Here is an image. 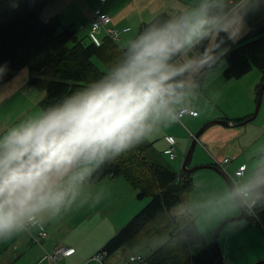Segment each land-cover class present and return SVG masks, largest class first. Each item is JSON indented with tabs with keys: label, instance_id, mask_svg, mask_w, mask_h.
Instances as JSON below:
<instances>
[{
	"label": "clouds",
	"instance_id": "obj_1",
	"mask_svg": "<svg viewBox=\"0 0 264 264\" xmlns=\"http://www.w3.org/2000/svg\"><path fill=\"white\" fill-rule=\"evenodd\" d=\"M249 6L259 11L260 0H202L145 25L98 78L59 106L28 113L0 132V240L43 229L74 205L83 207L87 199L77 204L83 186L106 161L196 115L186 107L191 78L229 51L222 44L243 38ZM6 71L5 64L0 79ZM228 195L257 215L264 175L237 184ZM102 199L103 192L93 205Z\"/></svg>",
	"mask_w": 264,
	"mask_h": 264
},
{
	"label": "trees",
	"instance_id": "obj_2",
	"mask_svg": "<svg viewBox=\"0 0 264 264\" xmlns=\"http://www.w3.org/2000/svg\"><path fill=\"white\" fill-rule=\"evenodd\" d=\"M53 1L0 0V68L7 65V71L0 79V89L12 80L16 72L29 68L28 85L45 90L41 108L49 104L59 106L72 91L98 78L104 69L94 58L106 67L123 48L118 40H113L105 32L100 44L94 43L90 37L91 25L84 27L82 22L78 25L70 23L58 15L44 18V9ZM165 17L173 16L161 12L150 21L141 23L138 32L151 22H163ZM220 47L229 49L224 55L227 62L223 71L225 80L239 79L253 68L262 73L256 90L258 98L264 80V17L239 42L226 41ZM251 115L230 120L240 123ZM152 146L153 142L144 141L117 161H106L89 179L94 183L122 176L137 190L139 198H150L147 205L99 251L107 252L109 257L128 245L132 247L143 242L145 238L167 234V240L147 258L141 254V262L221 264L214 242H206L196 218L188 217V211L180 215L176 212L184 194L194 186V174L184 172L182 168L175 171L164 162L163 153ZM215 165L218 166L217 163ZM257 175H264V162L255 168L252 178ZM255 211L257 215L254 217L259 218L264 226V204L258 205ZM184 214L189 220L182 226Z\"/></svg>",
	"mask_w": 264,
	"mask_h": 264
},
{
	"label": "rangeland",
	"instance_id": "obj_3",
	"mask_svg": "<svg viewBox=\"0 0 264 264\" xmlns=\"http://www.w3.org/2000/svg\"><path fill=\"white\" fill-rule=\"evenodd\" d=\"M92 1L97 3L98 0ZM163 3L164 2H162L161 6H163ZM68 5L69 0H54L44 9L43 17H52L53 14H55L67 20L69 15L68 13L62 14V10ZM180 9L181 7L176 5L175 9L168 8L167 11L171 15L176 16V13L179 12ZM251 9L253 11L251 12V20L259 21L260 18L264 17V0H260L259 11L254 10V8ZM150 20L151 19L148 21ZM68 21L70 23H76L77 25L82 22L80 19ZM84 24L86 23L84 22ZM140 25L141 23L131 25L133 29L130 35L134 36L138 32ZM88 29L89 28L86 30ZM119 31L121 35L123 30L119 29ZM103 34L104 30L101 31L98 36L102 38L104 37ZM217 51H219V49H217ZM94 60L105 69L104 65L98 59L94 58ZM226 63V59L223 56L217 60L212 66V70H210V90L212 95L208 99H210L211 107L214 108L216 113L220 114L221 118L226 116L229 119H234L237 118V116H245L247 110L251 108L250 112L253 114L257 102L256 90L261 82L262 73L257 68H253L252 71L239 79L225 80L221 71V66L226 65ZM28 77L29 70L24 68L14 74L10 84L18 86L22 83L27 84ZM23 92L26 96H22V98L19 96L14 103L5 107L3 112L0 113V120L5 121L4 124L0 125V132L19 119H23L28 113L36 115V110L40 109L38 107H40V102L45 97V90L34 88L32 90L27 89ZM192 95L193 92L191 91L190 96ZM249 99H252L253 105L252 103L249 104L248 108L247 104ZM187 107L199 113H205L207 109H209L208 105L202 100H197L195 96L188 103ZM217 119L219 118H213L211 121ZM192 124L193 120L184 118L181 123L163 129L157 132L159 135L155 136L153 134L151 139H148V141L153 142L154 146L152 147L155 148L156 151L163 153L168 146L172 145L166 142V136L168 137L171 136L170 134H173L172 136L175 137L178 143V146H176L177 157H175L174 160H171L169 156L165 154L163 157L164 162L168 163L172 169L177 172L181 170L185 150L189 148L191 143L189 141L190 134L197 133L203 126L197 129L196 132H193L190 131L192 129ZM218 131H222L220 135H222L224 139H227L231 134L227 143L215 152L208 143L200 141L201 143H198L190 166L194 167L211 163L215 165L217 159L220 160L224 157H228L231 162L228 165H224L222 169L225 175L227 174L226 176L234 177L235 171L239 166L245 164L248 169L246 174L240 179V183H244L246 180L252 178L255 168L264 162V94L258 115L253 121L236 126L232 129ZM200 159L205 160L206 163H198ZM193 174L194 186L190 191L184 194L181 205L177 207V212L180 215V210L190 208L206 242H213L220 225L224 221L240 215L241 208L236 202L229 198L228 194L231 190L225 179L219 173L210 168H201ZM96 182L97 184L94 186L93 191L97 193L101 191L105 192L103 184L98 181ZM106 182L108 187L113 185L108 180H105V183ZM131 188L134 191L133 198L135 201L131 206V210L133 209V211H136L130 215L125 222L124 218L130 213V211L125 212L124 210L128 202V194L126 197L120 196L119 201H111L107 198V206H100L97 204V207L93 208L89 205L92 199L87 197L88 195H81L77 204H79L80 200L87 199V203L84 204L83 207L76 209V206H74L75 210L51 220L53 222L52 225L63 229V232L54 239L60 240L66 237V246H73L77 250L75 255L67 259L66 262L60 261V264H88L89 259L98 253L118 230L123 228L129 220L134 218L147 205L150 198H139L137 190L133 186H131ZM95 210H97V213ZM120 216L123 218V221L117 220V217ZM249 216L253 217L255 220ZM249 216L241 220L230 221L222 228L219 236V245L224 264H256L260 261H264V226L259 222V218L257 220L256 217ZM188 217L184 215L182 226L188 222ZM118 226L119 228L117 229ZM47 227L51 228L50 221L47 223ZM58 230L59 229H57L56 232ZM51 232L55 231L51 229ZM98 237H107V240L94 252L96 248L94 244ZM167 238V234L157 237L152 236L148 239L145 238L143 242L135 244L134 247L132 246L133 248L131 245H128L124 247V249H120L116 253L111 254V256H107V262L110 264V260L114 259L112 264H146L144 262L129 261L131 251H139L147 258L153 251L160 247ZM74 244H77L79 247H76ZM31 248H33L32 251ZM40 248L41 244H34V242L28 243V239L21 235L10 240H0V264H51L49 259L39 263L38 255L40 253ZM29 251L31 252L28 253ZM43 251L45 254L53 252V250L50 251L47 247H43ZM87 256L90 258H86Z\"/></svg>",
	"mask_w": 264,
	"mask_h": 264
},
{
	"label": "crops",
	"instance_id": "obj_4",
	"mask_svg": "<svg viewBox=\"0 0 264 264\" xmlns=\"http://www.w3.org/2000/svg\"><path fill=\"white\" fill-rule=\"evenodd\" d=\"M82 1L83 2L85 1V2L83 3ZM183 1H187V2H183ZM162 2H164L163 6H161ZM201 2H202V0H107L105 3L102 4L100 2V0H98L97 1L98 4H97V3H94L92 0H69V5L62 10V14L68 13L69 18L67 19V21L80 19V21H82V25H84V27L85 26L89 27L90 21L92 18V10L96 7H99L102 11L108 13L112 17L113 26H115L116 28L123 30L125 27H130V30H128V31H124V30L122 31L120 38L118 40L119 44L122 47H124L127 44L128 40L133 39L135 36V35L134 36L130 35L131 31L133 29V28H131L132 27L131 25L146 22L161 12H168L167 11L168 8L175 9L176 5H178V7H181L179 12L176 13V15H177L178 13H182V12L188 10L190 7L197 6ZM243 2L246 3L247 0H243ZM251 8H252L251 6L248 7V15L245 17L246 28L244 29V34L246 33V31H248L249 28L251 29L254 26V24L258 21V20L257 21L251 20V17H252L251 12H253ZM180 11H182V12H180ZM53 15H55V14H53ZM47 18H49V17H47ZM84 22L87 25L84 24ZM123 34H126V35H123ZM226 66H227V63H226V65L221 66L222 73H223ZM25 69L29 70V68H25ZM210 70H212V67L211 68L206 67L201 72L194 74L192 76L191 79H192L193 87H192L191 91L193 92V95L188 98V102L186 103V107H187L188 103L195 96L197 100H202L206 105H208L209 109H207V111L205 113H199L198 112L197 116H187L185 118H188V120H193L192 129L190 130L193 132L194 131L196 132L197 129H199L202 125H205L206 123H208L209 120L211 121V119H213V118L229 120L230 124L227 126L222 125V124H215V125L209 127L201 135V137L198 141V143H201L200 141H202L203 143H208L211 146V148L215 152H217L218 149H221L222 146L227 143V140L229 139V137L231 135L230 134L227 139H224L222 137V135H220V134H222V131H218V130L232 129V128H235L236 126H240V124L234 123L232 120H230L226 116H223L221 118L220 114L216 113L214 108L211 107L210 99H208L212 95L211 90H210V78H211ZM29 76H30V71H29ZM28 79H29V77H28ZM27 89L32 90L34 88L30 87L28 85V83L27 84L22 83L21 85L18 86V85L10 84V82L7 85H5L4 87H2L0 89V113L3 112L5 107L14 103L19 98V96H21L20 98H22V96H26L23 91H25ZM251 103L253 105L252 99H249V102L247 104L248 108H249V104H251ZM38 108H41V106ZM251 109L247 110V114H245V116H237V118L247 117L248 115L252 114L250 112ZM191 110H194V109H191ZM36 111H37L36 115H38L39 109H37ZM4 123H5L4 120H0V125H2ZM217 133H219V134H217ZM192 134L193 133L190 134V139H189L190 142L192 140L191 139ZM154 135L157 136V135H159V133H156ZM170 135L172 136L173 134H170ZM149 139H151V138H149ZM165 140H166V142H168L167 138H165ZM189 143H188V145H189ZM198 143H197V146H198ZM177 144L178 143H176L175 147H174L175 152H176V146H178ZM188 145H187V147H188ZM197 146H196V148H197ZM169 147L170 146H168V148L165 150H168ZM186 150H187V148H186ZM164 154L167 155L165 151L163 152V155ZM176 156H177V153H176ZM174 159L175 158H173L171 160H174ZM221 160L222 159H220V160L217 159L216 162L221 161ZM198 163H206V161L200 159L198 161ZM105 180L110 181V183L113 185L108 187L107 182L105 183ZM98 182L103 184V188L105 190V192L101 191L104 193V199H102L100 201V203H98L100 206H107L108 205V199H110L111 201L112 200H115V201L118 200L119 201L120 196L126 197V195L128 194V197H127L128 202H127L124 210H125V212L130 211V213L128 214V216H126V218H124V222H125L128 219V217H130V215H132L136 211V210L133 211V209L131 210V206H132L133 202H135V201L133 198L134 191L132 190L130 183L127 180H125V178H123L122 176H117V177H113V178H106V179L100 180ZM96 184H97V182L92 183V182H89V180L86 181L84 186H83V190H82V194H81V195H85V196L88 195L87 197L92 199V202L89 204L90 207H92V208L97 207V204L93 205V200L101 193V192L97 193V192L93 191V188ZM126 208H128V209H126ZM187 211L189 212L188 216L193 217L194 214L190 211V208L182 209V210H180V213L186 214ZM95 212L97 213V210H95ZM176 212H177V209H176ZM117 220L123 221V218L120 216V217H117ZM47 223L45 224L43 229H31L29 233L21 234L22 237H25L28 239V243L34 242V244H41L40 253L38 255L39 263H42L46 260V259H44V256L46 254L43 251V247H47L51 251V250H54L58 244H64V245L67 244L66 237H64L60 240L54 239L60 233L63 232V229L61 227L57 228V227H55V225H52V223H53L52 221H50L51 228H48ZM118 228H119V226L117 227V229ZM51 229L55 232H51ZM57 229H59V230L56 232ZM41 230H45L47 232V235L45 237H38ZM113 231H112V233H113ZM34 237H36V238L38 237V241H35ZM107 237L96 238V242L94 244V247H96V248L94 249V252L105 243V241L107 240ZM41 241H42V243H41ZM74 245H76V247H79L77 244H74ZM70 247H73V246H70ZM73 248H74V251L71 254H68V255L62 257V259L60 261L66 262L67 259H69L71 256L75 255L77 253V250L75 247H73ZM32 249L33 248H31V251H32ZM122 249H124V248H122ZM31 251H29L28 253H30ZM94 252H92V253H94ZM135 254L141 255V253L139 251H131L129 257L131 255H135ZM86 258H90V257L87 256ZM105 262H106V264H109L107 262V259L105 260ZM113 262H114V259H111L110 264H112ZM50 263L52 264V262H50Z\"/></svg>",
	"mask_w": 264,
	"mask_h": 264
},
{
	"label": "built area",
	"instance_id": "obj_5",
	"mask_svg": "<svg viewBox=\"0 0 264 264\" xmlns=\"http://www.w3.org/2000/svg\"><path fill=\"white\" fill-rule=\"evenodd\" d=\"M106 1L107 0H101V3H105ZM112 22H113L112 17L108 13L102 11L99 7L93 10L92 18H91V24H90L91 25L90 37L93 39L94 43H96L98 45L100 44V37L98 36V34L103 30H104L105 34H107L113 40H118L120 38V31H119V29H117L116 27L113 26ZM123 30L128 31V30H130V27H126ZM187 109L190 112L196 113V115H193V116L198 115L197 111L191 110L188 107H187ZM193 136H194V134H192V138H193ZM166 138H167L168 142L172 145L170 146V148L168 150H165V152L171 159H173L176 156V152L174 150V147H175V144L177 142H176L175 137H173V136H168ZM187 150H188V148H187ZM187 150L184 153L183 160L186 156ZM230 162H231L230 159L228 157H225L221 161H217V164L221 169H223L224 165H228V164H230ZM246 171H247V165L243 164V165L239 166V168L235 171L234 177L233 176L230 177L234 187L237 184H240V179L246 174ZM246 213H248L247 210H246ZM251 216H255V215H251ZM46 235H47V232L45 230H41L38 237H45ZM38 237L37 238L34 237V240L38 241ZM73 251H74V248H72L70 246H66L64 244H58L52 253H47L44 256V259H49V261H51L52 263L59 264V261L62 259V257L66 256L68 254H71ZM107 256H108L107 252L99 251L93 257H91L89 259L88 264H90V263L106 264L105 260H106ZM129 261L141 262V261H143V256L142 255H131L129 257Z\"/></svg>",
	"mask_w": 264,
	"mask_h": 264
},
{
	"label": "water",
	"instance_id": "obj_6",
	"mask_svg": "<svg viewBox=\"0 0 264 264\" xmlns=\"http://www.w3.org/2000/svg\"><path fill=\"white\" fill-rule=\"evenodd\" d=\"M263 94H264V80L260 86V90H259V95H258V98H257V102H256V107H255V111L254 113L248 117L246 120H243L241 121L240 125H243V124H247L251 121H253L256 116L258 115V112L260 110V106H261V103H262V99H263ZM215 124H222V125H229L230 122L229 120H212V121H209L208 123H206L205 125H203L197 133L194 134L192 140H191V143L189 145V148L186 152V156L182 162V170L184 172H188V173H194L195 171H197L198 169H201V168H210V169H213L214 171H216L217 173H219L224 179L225 181L227 182L230 190L234 187L232 181H231V178L230 176H226L224 171L216 166V165H213V164H204V165H198V166H194V167H191L190 164L192 162V159H193V155H194V152H195V149H196V146H197V143L201 137V135L205 132V130H207L209 127L215 125ZM241 208V214L238 215L237 217H234V218H231V219H228L227 221H224L220 227L218 228L217 232H216V236H215V239H214V244H215V248H216V252H217V255H218V258H219V261L221 264H224L223 262V258H222V252H221V249H220V245H219V236H220V233H221V230L222 228L230 221H233V220H241L243 218L246 217V210L245 208ZM261 263H264V261H260L256 264H261Z\"/></svg>",
	"mask_w": 264,
	"mask_h": 264
}]
</instances>
